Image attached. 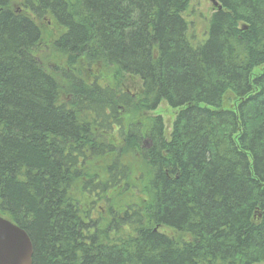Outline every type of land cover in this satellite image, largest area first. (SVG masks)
I'll list each match as a JSON object with an SVG mask.
<instances>
[{"label": "trees", "instance_id": "1", "mask_svg": "<svg viewBox=\"0 0 264 264\" xmlns=\"http://www.w3.org/2000/svg\"><path fill=\"white\" fill-rule=\"evenodd\" d=\"M13 1L0 0V212L32 264L264 263V0H215L202 43L190 0ZM45 19L62 29L49 67ZM162 101L179 108L168 136L148 115Z\"/></svg>", "mask_w": 264, "mask_h": 264}, {"label": "rangeland", "instance_id": "2", "mask_svg": "<svg viewBox=\"0 0 264 264\" xmlns=\"http://www.w3.org/2000/svg\"><path fill=\"white\" fill-rule=\"evenodd\" d=\"M21 2V0H14L11 4L12 8L19 10ZM216 6L217 3L215 0H190L188 8L184 13V17L189 22V34L191 37L193 36L192 39L194 43H202L206 39L208 21ZM37 23L41 28V42L37 48V55L38 58H40L42 62L45 61V65L49 67L50 65L56 64V62L58 63L60 60L58 57L59 55L54 54L52 44L62 33V29L49 22L47 19H45L44 22L37 21ZM262 71H264V66L255 68L253 74H258ZM104 77L105 79H108L107 77L110 76L106 73L104 74ZM86 78L89 77L86 75ZM123 88L138 94L141 92V81L137 77L125 75L123 78ZM229 97L230 94H227L224 99V105H230L231 102H233L232 97L230 101L228 100ZM178 111L179 108H172L162 101L155 110L148 112V115H159L162 117L166 134L168 136L172 122ZM0 215L6 217L1 212ZM165 232L168 234L172 233L170 230H165Z\"/></svg>", "mask_w": 264, "mask_h": 264}, {"label": "water", "instance_id": "3", "mask_svg": "<svg viewBox=\"0 0 264 264\" xmlns=\"http://www.w3.org/2000/svg\"><path fill=\"white\" fill-rule=\"evenodd\" d=\"M33 246L24 229L0 216V264H32Z\"/></svg>", "mask_w": 264, "mask_h": 264}]
</instances>
